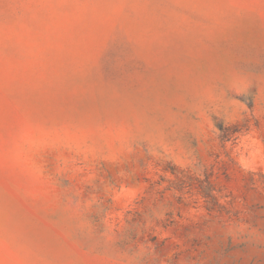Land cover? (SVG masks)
I'll return each mask as SVG.
<instances>
[{
	"label": "rangeland",
	"instance_id": "374dc122",
	"mask_svg": "<svg viewBox=\"0 0 264 264\" xmlns=\"http://www.w3.org/2000/svg\"><path fill=\"white\" fill-rule=\"evenodd\" d=\"M0 264H264V0H0Z\"/></svg>",
	"mask_w": 264,
	"mask_h": 264
}]
</instances>
